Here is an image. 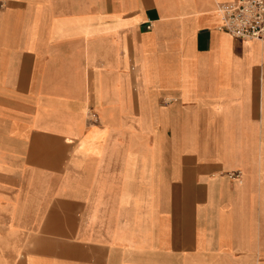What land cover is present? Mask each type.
Masks as SVG:
<instances>
[{
  "label": "crops",
  "instance_id": "crops-1",
  "mask_svg": "<svg viewBox=\"0 0 264 264\" xmlns=\"http://www.w3.org/2000/svg\"><path fill=\"white\" fill-rule=\"evenodd\" d=\"M233 0H0V264H264V41Z\"/></svg>",
  "mask_w": 264,
  "mask_h": 264
},
{
  "label": "built area",
  "instance_id": "built-area-1",
  "mask_svg": "<svg viewBox=\"0 0 264 264\" xmlns=\"http://www.w3.org/2000/svg\"><path fill=\"white\" fill-rule=\"evenodd\" d=\"M217 10L222 31L242 40L264 41V0H233Z\"/></svg>",
  "mask_w": 264,
  "mask_h": 264
},
{
  "label": "bare ground",
  "instance_id": "bare-ground-1",
  "mask_svg": "<svg viewBox=\"0 0 264 264\" xmlns=\"http://www.w3.org/2000/svg\"><path fill=\"white\" fill-rule=\"evenodd\" d=\"M257 41H259V40H257Z\"/></svg>",
  "mask_w": 264,
  "mask_h": 264
}]
</instances>
